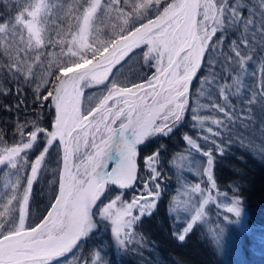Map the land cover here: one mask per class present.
<instances>
[{"label":"snow or ice","instance_id":"obj_1","mask_svg":"<svg viewBox=\"0 0 264 264\" xmlns=\"http://www.w3.org/2000/svg\"><path fill=\"white\" fill-rule=\"evenodd\" d=\"M177 135L200 157L181 205ZM0 146V264H150L161 207L176 242L242 251L244 174L217 169L233 147L264 162V0H0Z\"/></svg>","mask_w":264,"mask_h":264},{"label":"trees","instance_id":"obj_2","mask_svg":"<svg viewBox=\"0 0 264 264\" xmlns=\"http://www.w3.org/2000/svg\"><path fill=\"white\" fill-rule=\"evenodd\" d=\"M176 139L177 136L173 140L175 141ZM178 139L180 140V138ZM178 139L176 142H179ZM172 141H163V143L172 146ZM151 147L152 146L149 145L144 151L150 150ZM238 156H243L245 162L241 163L237 159ZM232 165H235L244 174V196L247 200H250V217H252L253 221H257L261 223V225H264V162L254 159L248 153L237 149V155L231 154L226 156L223 163L218 165L217 170L222 185H226L229 180L235 178V174L231 170ZM164 175L167 180L173 179L175 171H173L170 163L165 164ZM171 186H174L173 182ZM52 187V180L48 178L40 186L37 185L34 188L30 212L36 218L44 214L52 194ZM167 192L169 195H173V190L169 189ZM143 231L151 237L152 241H155L157 248L151 252L144 253L145 261L150 262V264H177V259L185 264H220L207 245L202 243L197 237L193 236L185 244H180L173 240L170 235L169 221L165 216L163 207H161L158 215L144 221ZM259 231L264 232V227L259 228ZM243 240L244 255L252 262L249 264H264V257L261 258V260L257 259L258 257L253 258V260L251 259L256 255L254 251L258 250L257 247H255L257 243L248 239L247 236H245ZM92 243L94 242L89 240L86 247L90 246ZM256 253L260 254L259 252ZM121 264H142V262L139 257L127 256L122 258Z\"/></svg>","mask_w":264,"mask_h":264},{"label":"rangeland","instance_id":"obj_3","mask_svg":"<svg viewBox=\"0 0 264 264\" xmlns=\"http://www.w3.org/2000/svg\"><path fill=\"white\" fill-rule=\"evenodd\" d=\"M125 72H128V69L124 70ZM128 75L131 77L132 73L128 72ZM97 89L96 87H89V88H84L83 91V98H82V106L84 104H87L89 101L90 96H93L96 94ZM179 138V135H177V139ZM176 139V140H177ZM176 140L172 141V146H169L170 153L172 152L173 149L176 151L174 154L171 156V161L170 165L175 171V175L173 179L167 180L166 176L164 175L165 179L162 182V187H165L166 190L168 191L169 189L173 190V197L175 198V201L177 205H181L185 199L186 196V189L188 188L189 184L197 182L196 178L194 177V168L192 167V160L196 159L197 162H199L200 157L196 153H189L183 146V142L180 141L176 142ZM2 147V146H0ZM237 149L236 147H233L231 149V154L237 155ZM168 155V154H167ZM115 161V157H114ZM113 161V163H114ZM164 174V172H163ZM191 174V175H190ZM6 182H11L14 177H4L2 178ZM171 181V182H170ZM173 182V187L171 186ZM248 204V218H247V224H248V229L249 233L247 235L242 234L238 229H233L232 231V237L233 240L236 241L237 243L240 241L241 237L243 238L247 236L248 239H251L255 243V247H257V251H254L256 255H254L251 259L258 257L257 259H260L264 257V232H260L259 228L264 227V225L257 221H253L252 217H250V200H247ZM103 235V234H102ZM94 243L98 241L92 240ZM155 249H157L155 247ZM153 249V250H155ZM259 252L260 254L256 253ZM253 254V253H252ZM215 256V255H214ZM217 261H219L220 264H249L252 263L246 256L244 255V249L240 252L236 253H231L226 255L225 257L217 258ZM180 261L179 259L176 260ZM181 262V261H180ZM181 264H185L181 262Z\"/></svg>","mask_w":264,"mask_h":264}]
</instances>
